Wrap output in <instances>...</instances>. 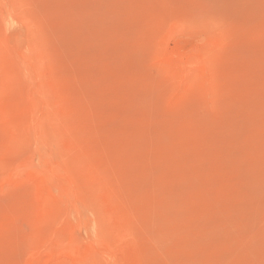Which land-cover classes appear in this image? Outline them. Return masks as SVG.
<instances>
[{"label": "rangeland", "instance_id": "1", "mask_svg": "<svg viewBox=\"0 0 264 264\" xmlns=\"http://www.w3.org/2000/svg\"><path fill=\"white\" fill-rule=\"evenodd\" d=\"M0 264H264V0H0Z\"/></svg>", "mask_w": 264, "mask_h": 264}]
</instances>
